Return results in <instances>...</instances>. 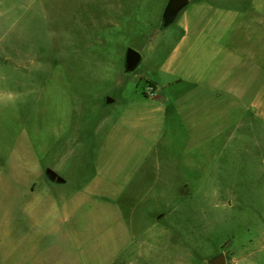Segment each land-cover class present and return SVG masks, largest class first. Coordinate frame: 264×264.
<instances>
[{"label":"rangeland","instance_id":"rangeland-1","mask_svg":"<svg viewBox=\"0 0 264 264\" xmlns=\"http://www.w3.org/2000/svg\"><path fill=\"white\" fill-rule=\"evenodd\" d=\"M164 2L0 0V264H264V148L201 149L184 103L106 123L158 83Z\"/></svg>","mask_w":264,"mask_h":264},{"label":"crops","instance_id":"crops-1","mask_svg":"<svg viewBox=\"0 0 264 264\" xmlns=\"http://www.w3.org/2000/svg\"><path fill=\"white\" fill-rule=\"evenodd\" d=\"M173 22L175 36L168 31L163 37L172 40L158 64V83L147 79L143 95L137 94L142 101L115 119L106 115V123L140 128L156 115L160 126L175 104L184 103L187 131L201 135V149L214 136L222 150L264 148V0H189ZM54 172L62 178L58 184L66 182ZM5 234L10 238V231Z\"/></svg>","mask_w":264,"mask_h":264},{"label":"water","instance_id":"water-1","mask_svg":"<svg viewBox=\"0 0 264 264\" xmlns=\"http://www.w3.org/2000/svg\"><path fill=\"white\" fill-rule=\"evenodd\" d=\"M189 0H168L165 8L163 10L162 16H161V26L166 27L169 24H171L178 12L188 4ZM140 61V54L138 51L129 48L126 51L125 58H124V67L126 70H132L134 69ZM106 103L111 102L112 99L109 97H106L105 99ZM46 175L48 178L52 181L60 182L62 181V178L59 177L54 171L51 169H46ZM213 264H225V258L224 255H218L216 258L212 260Z\"/></svg>","mask_w":264,"mask_h":264},{"label":"clouds","instance_id":"clouds-1","mask_svg":"<svg viewBox=\"0 0 264 264\" xmlns=\"http://www.w3.org/2000/svg\"><path fill=\"white\" fill-rule=\"evenodd\" d=\"M15 97H14V94L13 93H11V92H9V93H7V99L8 100H13Z\"/></svg>","mask_w":264,"mask_h":264},{"label":"built area","instance_id":"built-area-1","mask_svg":"<svg viewBox=\"0 0 264 264\" xmlns=\"http://www.w3.org/2000/svg\"><path fill=\"white\" fill-rule=\"evenodd\" d=\"M147 91H149V92H150V89H148Z\"/></svg>","mask_w":264,"mask_h":264}]
</instances>
